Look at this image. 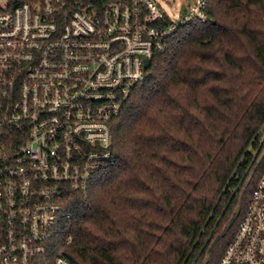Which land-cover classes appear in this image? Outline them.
<instances>
[{
  "label": "trees",
  "instance_id": "16d2710c",
  "mask_svg": "<svg viewBox=\"0 0 264 264\" xmlns=\"http://www.w3.org/2000/svg\"><path fill=\"white\" fill-rule=\"evenodd\" d=\"M206 1L211 22L177 30L112 123L110 157L69 204L53 257L217 264L233 238L264 174L263 155L240 195L264 147V0Z\"/></svg>",
  "mask_w": 264,
  "mask_h": 264
},
{
  "label": "built area",
  "instance_id": "2783aa9c",
  "mask_svg": "<svg viewBox=\"0 0 264 264\" xmlns=\"http://www.w3.org/2000/svg\"><path fill=\"white\" fill-rule=\"evenodd\" d=\"M208 22L206 0L171 17L154 0H0V264H71L52 255L69 204L109 159L145 62ZM217 264H264V174Z\"/></svg>",
  "mask_w": 264,
  "mask_h": 264
},
{
  "label": "rangeland",
  "instance_id": "374dc122",
  "mask_svg": "<svg viewBox=\"0 0 264 264\" xmlns=\"http://www.w3.org/2000/svg\"><path fill=\"white\" fill-rule=\"evenodd\" d=\"M156 3L159 4V6L162 8V10L169 16H173L174 14L178 13L179 6L181 2L185 0H154ZM52 264V260L51 263Z\"/></svg>",
  "mask_w": 264,
  "mask_h": 264
},
{
  "label": "water",
  "instance_id": "95a60500",
  "mask_svg": "<svg viewBox=\"0 0 264 264\" xmlns=\"http://www.w3.org/2000/svg\"><path fill=\"white\" fill-rule=\"evenodd\" d=\"M184 10H185V7H184V5H182L181 8H180V11L183 12ZM148 66H149L148 62H145L144 70H146L148 68Z\"/></svg>",
  "mask_w": 264,
  "mask_h": 264
}]
</instances>
